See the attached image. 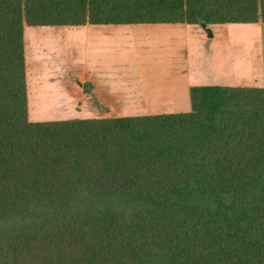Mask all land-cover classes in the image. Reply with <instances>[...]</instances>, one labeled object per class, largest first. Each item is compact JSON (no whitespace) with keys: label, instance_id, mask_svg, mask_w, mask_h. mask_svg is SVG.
<instances>
[{"label":"trees","instance_id":"trees-1","mask_svg":"<svg viewBox=\"0 0 264 264\" xmlns=\"http://www.w3.org/2000/svg\"><path fill=\"white\" fill-rule=\"evenodd\" d=\"M201 21L264 22V0H0V264H264V87L29 117L25 25Z\"/></svg>","mask_w":264,"mask_h":264},{"label":"crops","instance_id":"crops-1","mask_svg":"<svg viewBox=\"0 0 264 264\" xmlns=\"http://www.w3.org/2000/svg\"><path fill=\"white\" fill-rule=\"evenodd\" d=\"M217 25H223L225 28L218 30ZM232 25L233 23L208 25L212 29L213 36H208L200 24L188 23H86L78 26L45 25V27H70L63 32H54L52 35L55 38L59 36L68 39L70 57L75 58L76 62L81 64V69L75 70L73 73L76 77L74 95L84 97L81 99L76 97L75 102L77 104L74 109L78 112L88 111L90 117L73 118H100L114 116L112 114L118 111V105L113 101L104 100L97 88L102 86L103 81L110 86V78L114 81L122 73L134 70L135 65H132L130 58L127 57L128 50L132 49L133 46L134 54L137 56L140 53L138 44L151 36L157 54L164 56L159 61L154 59L153 61L160 64L161 67L164 65L165 68L169 69L167 76L171 84L167 87L168 91L165 92V96L171 93L175 97L179 87H185L187 93L190 94V88L194 85L264 87V83L259 85L260 82H264V73L261 74V72L258 75L257 71H254L255 63L252 52L251 54L233 52V34L230 30ZM255 25L258 28L254 30L251 38L254 39V35H257L263 41L264 22L260 21ZM236 29L239 28L235 26V33L237 32ZM38 34L36 37H38ZM222 43L225 44L222 45ZM28 46L27 51L25 41L27 78L29 74L32 77L35 75L34 67L37 59L42 57L43 49L40 41L30 40ZM31 47H34V52ZM135 58L134 61L138 63L139 68L143 71L142 58L139 56ZM221 79H230L233 83H217ZM49 89L51 91L55 90L53 83L49 84ZM97 99L106 103L107 106H104V108L99 106ZM169 100L165 101L163 111L156 113L174 112V106L169 104ZM81 103H85V105ZM143 109L138 115L153 114L150 109ZM64 110H68V108H64Z\"/></svg>","mask_w":264,"mask_h":264},{"label":"rangeland","instance_id":"rangeland-1","mask_svg":"<svg viewBox=\"0 0 264 264\" xmlns=\"http://www.w3.org/2000/svg\"><path fill=\"white\" fill-rule=\"evenodd\" d=\"M235 26L239 28L236 29V33L234 32ZM68 28L70 27L25 25L27 51L30 40L34 42L40 41L43 47L42 57L37 59L34 67L35 75L32 77L29 74L27 78L29 117L32 121L90 117L88 111L78 112L74 109L77 104L75 102L76 97L78 99L84 97L74 95L76 77L73 73L75 70L81 69V64L76 62L75 58L70 57L68 39L59 36L55 38L52 35L54 32H63ZM216 28L223 30L225 27L217 25ZM256 28L258 27H256L255 23H233L230 30L233 34V52L244 54H251L252 52L255 63L254 71H257L258 75H260L261 72V74L264 73V39L262 41V38L257 35H254V39L251 38ZM37 34L38 37H36ZM152 41L153 37L151 36L138 44L140 53L137 56L142 58L143 71L139 68L138 63L134 61L137 56H135L132 46V49L128 50L127 57L130 58L132 65H135V69L122 73L114 81L110 78V86L103 81L101 83L102 86L97 88L104 100L113 101L118 105V111L112 115H138L144 110L143 108L150 109L152 113H156L163 111L164 103L169 99V104L174 106V112H188L191 110L190 94L187 93L185 87H179L175 97L171 93L165 96V92L168 91L167 87L171 84L167 76L169 69L165 68L164 65L161 67L160 64L153 61V59L159 61L164 56L157 54ZM31 48L34 52V47ZM43 58L44 60H42ZM76 63L78 64L76 65ZM50 83L54 84V91L49 89ZM217 83L232 84L233 82L230 79H221ZM260 83L259 85H262L264 82ZM85 103L81 104L85 105ZM98 105L102 108L107 106L101 100H98ZM64 108H68V110H64Z\"/></svg>","mask_w":264,"mask_h":264},{"label":"water","instance_id":"water-1","mask_svg":"<svg viewBox=\"0 0 264 264\" xmlns=\"http://www.w3.org/2000/svg\"><path fill=\"white\" fill-rule=\"evenodd\" d=\"M200 25L205 29V31L207 32L208 36H213V32L211 27L208 26V24L205 21H201Z\"/></svg>","mask_w":264,"mask_h":264}]
</instances>
